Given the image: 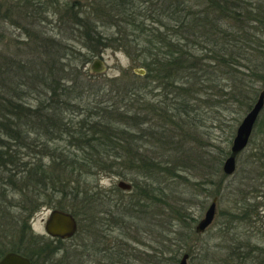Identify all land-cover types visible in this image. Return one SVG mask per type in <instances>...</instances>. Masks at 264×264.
I'll return each instance as SVG.
<instances>
[{"label":"rangeland","instance_id":"rangeland-1","mask_svg":"<svg viewBox=\"0 0 264 264\" xmlns=\"http://www.w3.org/2000/svg\"><path fill=\"white\" fill-rule=\"evenodd\" d=\"M19 1L0 0V72L4 74L7 66L15 82L27 84L24 100L32 106L49 96L42 90L43 86L45 89L50 81L57 83L64 76L59 84L62 87H58L49 106H59L65 92L74 91L68 95L72 99L69 104L75 102L77 106L68 107L65 115L66 121L72 120L74 124L81 119V115L76 113L77 107L87 108V111H81L84 117L96 119L97 115L106 120L109 117L105 110L100 113L94 111L107 103H116L120 107L118 114L133 117L130 121H123L113 116L115 119L112 121L117 123L114 126L117 127L116 132H124L120 134L118 145L127 152L122 153L120 148L123 156L118 161L109 158L105 162L128 163L130 166L141 162L158 168L166 163L171 165L178 178L157 179L172 188L175 199L171 208L176 206L180 214L174 217L166 209L168 213L165 210L161 215L164 224L159 223L158 227L154 226L153 210L151 220L145 217L140 221L134 217L137 213L133 211L138 208L131 207L130 200L136 201L134 193L138 194V190L133 184L146 186L149 181L153 183V177L149 178L147 173L136 174V171L128 169L127 174L121 177L115 173L99 176L82 174L80 178L78 175L73 178L86 189L94 188L93 192L87 193L89 198L98 187L99 202L93 196L95 203L90 210L103 225L99 229L104 240L95 242L82 229L67 241L49 237L44 232V223L50 210L58 205L71 208L73 204L70 197L62 199L54 192L40 197L41 207L29 218L28 228L22 229L21 224L27 216L22 208L26 199L5 188L3 194L8 205L3 214L0 213V246L29 251L34 264H178L185 253L189 254L187 264H264V107L247 146L235 159L233 174L225 175L221 171L236 128L264 90V81L253 79L249 83L251 89L244 90L225 75L223 78L211 77L201 86H194L193 83L199 82L189 78L184 86L193 94L183 99L174 96L175 90L166 82L132 71L144 69L142 56L129 57L123 51L109 47L97 53L94 51L100 50V46L93 47L95 42L86 41V34L82 31L88 29L94 31L93 35L96 34L98 39L112 36L114 32L137 35L136 28L124 24L123 10L118 13L112 11L114 6L105 0H81L77 11L83 19L80 26H84L83 30H74L64 11L67 10L66 5L78 1L40 0L44 11L36 10V13L35 9L32 10L34 0L29 3L27 0ZM127 1L134 10L136 23L143 22L150 29L156 1ZM118 20L123 22L119 27L112 23ZM36 37L43 40V48L37 45ZM95 58L102 59L106 67L104 72L89 73L90 62ZM62 64L66 70L61 72ZM19 70H28L30 77ZM44 78H47L46 84ZM231 86L234 88L232 91ZM63 87L69 89L63 90ZM122 88L135 90L136 96L132 95L134 103H128L130 96L121 92ZM123 102L129 105L124 106ZM33 137V134L29 135L23 143L30 144ZM65 140L66 137H62L51 143L64 151V155L69 151L76 155L75 160L80 161L83 154L74 151L73 145L69 146ZM18 152L24 163L37 159L28 150ZM47 158H42L45 165L49 164ZM67 158L72 157L69 155ZM51 167L53 172L55 169ZM75 179L73 184L77 182ZM119 181L129 183L130 191L116 187ZM214 198L216 208L212 223L202 234H196L195 226ZM150 202L152 205L153 201ZM162 242L166 244L162 245ZM174 242L184 244L174 246Z\"/></svg>","mask_w":264,"mask_h":264},{"label":"trees","instance_id":"trees-1","mask_svg":"<svg viewBox=\"0 0 264 264\" xmlns=\"http://www.w3.org/2000/svg\"><path fill=\"white\" fill-rule=\"evenodd\" d=\"M23 1L19 2L23 3ZM27 1L29 3L33 0ZM105 1L114 6L112 11L118 13L123 10L124 24L126 27L136 28L138 34L114 32L112 36L98 39L96 34L93 35L94 31L88 29V31H82L86 34V41L95 42L93 47L100 46V50L94 51L97 53L109 47V49H119L129 57L142 56L141 66L146 71V77L152 76V79L156 81H164L169 84L175 90L174 96L178 95L184 99L186 95L193 94L192 90L184 86L188 83L189 78L199 82L193 83L194 86H201L204 82L211 80V77L223 78L225 75L231 81H236L238 87L244 90L251 89L252 86L249 83L253 79L264 81V0H155V7H153L155 15L149 24L152 26L150 29L144 26L143 22L136 23V18L133 19L134 10L131 9L129 1ZM78 5L79 2L66 5L67 10L64 13L70 19L68 21L72 23L71 26L74 30H83L84 24L80 26L83 19H80V13L77 11ZM34 9L35 13L36 10H42L40 0H34L32 10ZM130 18L132 21H129ZM123 22L118 20L112 23L119 27L118 25ZM70 29L72 31V27ZM36 39L38 40L37 45L43 48V40L37 37ZM45 45L47 46L46 43ZM240 69L243 71L241 72ZM62 70H66V66L63 64L61 72ZM19 71L24 72L27 76L31 73L28 70ZM10 76L12 77V74L5 66L4 74L0 72L1 214L8 205L5 200L6 195L3 194L5 188L10 189L15 195L25 198L26 202L22 201L24 202L22 208L27 212V216L24 218L25 220L23 219V223H20L21 228L25 230L26 226L28 228L29 218L41 207L40 201L38 202L40 197H47L48 195L45 193L54 192L60 194L62 199L70 197L73 202L71 208L58 205L56 209L70 211L77 220L78 229H82L87 237L92 236V240L95 242L102 241L104 236L100 235L99 228L103 225L100 220H96L90 210L91 205L95 203L93 196L98 201V187L95 188V194L89 198L87 193H90L91 190L93 192L94 188L92 187L90 190L80 186L78 180L73 176L77 178L78 175L80 178L82 174L94 173L99 176L115 173L121 177L127 174L128 169L136 171V174L147 173L146 175L149 178L153 177L154 180L153 183L152 181L146 183V186L133 184L138 190V194L134 193L137 196L136 201L130 200L131 207L138 208L137 211H133V213H137V216L134 217L140 221L145 217H150L151 220L153 210V216L156 218L154 226L158 227L159 223L164 224L161 215L166 209L174 217L180 214L176 206L171 208V202L175 199L172 188L157 179V177L177 179L175 168H172L171 165L166 163L163 164L164 167L158 168L159 166L151 167L149 164H141V162L132 166L127 165L128 163L108 164L105 162L109 158L118 161L123 156L120 153V148H122V153L127 152L123 146L118 145L121 142L120 134H124V132H116L117 127L114 126L117 123L113 124L112 121L115 118L123 119V121L129 119L130 121L133 117L118 114L120 107L116 103H107L108 105L105 107L94 111L100 113L105 110V114H108L109 117L106 120L105 117L97 115L96 119L93 116L84 117L81 111H87V108L77 107L76 113L81 115V119L74 124L72 120L66 121L65 119L67 108L77 106L75 102L69 104L72 99L68 95L73 93V90V92H65L59 106L55 104L49 106V101L56 95L58 87H62L59 84L64 80V76H61L57 83L54 80L50 81L49 86L45 89L43 86L42 90H45L49 96H45L43 101L39 100L33 106L28 105L24 100V87L28 89L27 84L17 83L15 78ZM44 79L46 84L47 78ZM66 89L69 87H63V90ZM232 90L234 88L231 86L230 91ZM120 91L129 94L128 103H134L132 95L134 93L136 96L135 90L122 88ZM220 91L223 92V88H220ZM223 94L226 95L225 92ZM115 97L117 96L115 95ZM136 99L140 101V98L136 97ZM128 103L123 102V105L127 106ZM72 105L76 106L72 107ZM31 134L34 137L30 144L23 143ZM62 137H66L65 141L69 143V146L73 145L74 151L83 154L80 161L75 160L76 155L69 151H66L64 155V151L59 150L51 143ZM16 142L18 144L13 145ZM19 150H28L37 159L32 163H24ZM69 155L72 158L68 159ZM44 157H48V165L43 163L42 158ZM51 166L55 169L53 172L50 171ZM74 179L77 181L75 184H73ZM153 185L154 187H152ZM151 200L154 205H151ZM168 221L171 222V219ZM83 225L85 229L81 228ZM174 243L176 245L173 243L172 245L177 246L181 242ZM182 243L184 244V242ZM7 252H16L32 260V255L27 250H20L19 247L6 249L0 246V258Z\"/></svg>","mask_w":264,"mask_h":264},{"label":"water","instance_id":"water-1","mask_svg":"<svg viewBox=\"0 0 264 264\" xmlns=\"http://www.w3.org/2000/svg\"><path fill=\"white\" fill-rule=\"evenodd\" d=\"M105 66L102 59H94L90 62L89 73H101L105 71ZM136 74L143 76L146 72L144 69L132 70ZM264 106V90H262L252 108L243 117L241 123L236 128V133L230 147L229 155L225 159L222 172L225 175H231L235 171V164L237 156L247 146L249 137L251 136L253 127L257 118ZM121 190L130 191L131 186L124 181H119L116 185ZM216 198H214L206 210L204 217L195 226V233L202 234L205 229L212 223L215 215ZM77 222L75 218L68 212L62 210H51L44 223V232L51 238L60 240H67L72 238L77 232ZM189 256L187 253L183 254L178 264H187ZM32 262L25 256L15 254V252H8L0 259V264H31Z\"/></svg>","mask_w":264,"mask_h":264},{"label":"flooded vegetation","instance_id":"flooded-vegetation-1","mask_svg":"<svg viewBox=\"0 0 264 264\" xmlns=\"http://www.w3.org/2000/svg\"><path fill=\"white\" fill-rule=\"evenodd\" d=\"M75 1L81 2V0H75ZM51 4H52V3H51ZM42 10L44 11L43 8H42ZM42 10H41V11H42ZM76 222H77V221H76ZM61 241H65V240H61ZM77 246H78V245H77ZM105 254H106V253H105ZM23 256H24V255H23ZM25 257H26V256H25ZM27 258H28V257H27ZM28 259H29V258H28ZM29 260H30V259H29ZM30 261H31V260H30ZM31 262H32V261H31ZM32 263H33V262H32ZM32 263H31V264H32Z\"/></svg>","mask_w":264,"mask_h":264}]
</instances>
